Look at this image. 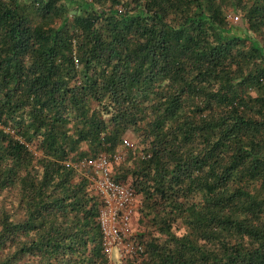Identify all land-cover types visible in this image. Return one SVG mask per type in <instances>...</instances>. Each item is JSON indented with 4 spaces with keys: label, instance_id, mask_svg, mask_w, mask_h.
I'll list each match as a JSON object with an SVG mask.
<instances>
[{
    "label": "trees",
    "instance_id": "1",
    "mask_svg": "<svg viewBox=\"0 0 264 264\" xmlns=\"http://www.w3.org/2000/svg\"><path fill=\"white\" fill-rule=\"evenodd\" d=\"M119 152L120 264H264V0H0V264H111Z\"/></svg>",
    "mask_w": 264,
    "mask_h": 264
},
{
    "label": "built area",
    "instance_id": "2",
    "mask_svg": "<svg viewBox=\"0 0 264 264\" xmlns=\"http://www.w3.org/2000/svg\"><path fill=\"white\" fill-rule=\"evenodd\" d=\"M123 142L125 147L132 146L127 138ZM123 159V154L119 152L113 160L100 155L80 165L90 167L96 175L90 181L94 194L101 202L98 220L102 231V245L109 259L118 247L121 248V258L124 254L133 253L135 248L141 251L128 241L134 233L133 219L140 207L139 199L128 184L114 182L111 178L113 166Z\"/></svg>",
    "mask_w": 264,
    "mask_h": 264
},
{
    "label": "rangeland",
    "instance_id": "3",
    "mask_svg": "<svg viewBox=\"0 0 264 264\" xmlns=\"http://www.w3.org/2000/svg\"><path fill=\"white\" fill-rule=\"evenodd\" d=\"M127 139L132 143L134 142V139L132 136H128ZM115 167H116V165L113 166V171H114ZM137 218H138V215H135V217L133 219L134 220L133 226H132L133 230L136 229ZM120 252H121V248H119V247L114 250L113 255L111 256V261H110L111 264H120V259H121V253Z\"/></svg>",
    "mask_w": 264,
    "mask_h": 264
},
{
    "label": "clouds",
    "instance_id": "4",
    "mask_svg": "<svg viewBox=\"0 0 264 264\" xmlns=\"http://www.w3.org/2000/svg\"><path fill=\"white\" fill-rule=\"evenodd\" d=\"M139 199V198H138ZM139 201V200H138ZM136 215H138V211H137V214Z\"/></svg>",
    "mask_w": 264,
    "mask_h": 264
}]
</instances>
